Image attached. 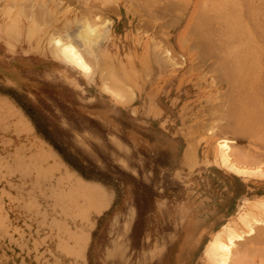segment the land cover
Wrapping results in <instances>:
<instances>
[{
  "label": "rangeland",
  "instance_id": "obj_1",
  "mask_svg": "<svg viewBox=\"0 0 264 264\" xmlns=\"http://www.w3.org/2000/svg\"><path fill=\"white\" fill-rule=\"evenodd\" d=\"M263 68L264 0H0V264H215L231 215L256 232L235 217L229 258L264 264Z\"/></svg>",
  "mask_w": 264,
  "mask_h": 264
},
{
  "label": "bare ground",
  "instance_id": "obj_2",
  "mask_svg": "<svg viewBox=\"0 0 264 264\" xmlns=\"http://www.w3.org/2000/svg\"><path fill=\"white\" fill-rule=\"evenodd\" d=\"M223 1V0H222ZM228 2V1H227ZM99 4V3H98ZM228 4V3H227ZM253 4V3H252ZM90 5V4H89ZM146 6V5H145ZM209 6V5H208ZM214 7V6H213ZM76 8V7H75ZM186 8V7H185ZM209 8V7H208ZM228 8V7H227ZM213 9V8H212ZM209 10V9H208ZM228 10H229V8H228ZM230 11V10H229ZM227 12V11H226ZM231 13L233 12V10L232 11H230ZM210 13V12H209ZM87 14V13H86ZM197 14V13H196ZM199 14H200V12H199ZM94 15V14H93ZM201 15H203V13H201ZM208 15H210V14H207V15H205V16H203V17H206V16H208ZM212 15V14H211ZM232 15V14H231ZM233 16V15H232ZM82 17V16H81ZM146 17V16H145ZM195 17V16H194ZM196 17H197V15H196ZM202 17V16H201ZM201 17H200V19H199V17L197 18L198 20H202L201 19ZM202 17V18H203ZM235 17V16H234ZM233 17V18H234ZM211 17H209V19H210ZM82 19V18H81ZM87 19V18H86ZM195 19V18H194ZM204 19V18H203ZM206 19H208V18H206ZM205 19V20H206ZM214 19V18H213ZM205 20H202V21H205ZM211 21H212V19H210ZM101 21V20H100ZM104 21V20H103ZM195 21H197V20H195ZM206 21H208V20H206ZM88 22H90V21H88ZM210 22V21H209ZM195 23V22H194ZM198 23H200V21L198 22ZM201 23H203V22H201ZM201 23L199 24V25H201ZM206 23H208V22H206ZM212 23H214L213 21H212ZM211 23V24H212ZM218 23V22H217ZM236 23V22H235ZM90 26H89V25ZM87 25H86V23L85 24H83L82 26L80 25L79 27H78V29L76 28V31L74 32V31H72V32H74V39L76 38V39H79V41H80V43H81V45H83L86 49H87V51H88V49L90 50V51H92V48H93V46L94 45H96V43H97V41L99 40V38L101 37V35L103 36V33H101V31L102 30H99V29H97V28H94L93 26H91V24L90 23H88ZM98 24V23H97ZM104 25V24H103ZM103 25L101 26L102 28H100V29H105V28H103ZM197 26H198V24H196ZM195 24H194V27L196 26ZM203 25V24H202ZM197 26H196V28H194L193 27V25L191 26V28L190 29H194L193 31H196L195 29H197ZM214 26V25H213ZM212 26V27H213ZM237 26V25H236ZM235 26V27H236ZM189 27V26H188ZM199 27V26H198ZM108 28V27H107ZM209 28H211V27H209ZM189 29V30H190ZM200 30H201V28H199ZM202 29H203V27H202ZM75 30V29H74ZM106 30V29H105ZM214 30V29H213ZM213 30L211 31L212 33H213ZM237 30H238V27H237V29H236V31L235 32H237ZM206 30H204V31H202L203 33H206L205 32ZM209 31V30H208ZM201 32V33H202ZM217 32V31H216ZM56 33V32H55ZM143 33V32H142ZM199 33H200V31H199ZM188 34V33H187ZM192 34V33H191ZM206 34H208V32L206 33ZM206 34H204L205 35V37H210V35L209 36H207ZM214 34V33H213ZM216 34V33H215ZM219 34V33H218ZM189 35V34H188ZM195 35L197 36V34L195 33ZM204 35H202L203 37H204ZM212 35V34H211ZM68 36V35H67ZM200 36V35H199ZM201 36V37H202ZM58 37V36H57ZM104 37V36H103ZM50 38H51V36H50ZM59 39H52L51 41L53 42V44H54V48H56V53L58 54V56H61L63 59H65L66 61H68V63L70 64V65H72L73 67H75L79 72H81V73H88L89 72V70H90V67H88V59L83 55V53L81 54L80 52H79V50L77 49V47L74 45V43H76V41L72 44V42H70L69 40L67 41V42H64L63 40H61V37H58ZM102 38V37H101ZM194 38V37H193ZM196 38V37H195ZM194 38V40H196L198 43H199V41L197 40L198 39V37H197V39H195ZM65 39V38H64ZM68 39V38H67ZM205 39V38H204ZM209 39V38H208ZM193 40V41H194ZM50 41V42H51ZM201 41V40H200ZM209 41V40H208ZM211 41H212V39H211ZM211 41H209L208 43H207V45L211 42ZM215 41V40H214ZM49 42V41H48ZM49 42V43H50ZM184 42V41H183ZM197 42H196V44H197ZM79 43V44H80ZM51 44V43H50ZM192 44V43H191ZM195 44V43H194ZM193 44V45H194ZM196 44L194 45L196 48H199V51H200V49H201V47L199 46V45H201V43H199L197 46H199V47H197L196 46ZM204 45H206V43H204ZM211 45V44H210ZM250 45V44H249ZM194 46H192L191 45V47L193 48ZM194 47V48H195ZM84 49V48H83ZM191 50V49H190ZM202 50V49H201ZM202 52H203V50H202ZM205 52V51H204ZM244 56H246V54L244 55ZM199 57V56H198ZM229 57V56H228ZM228 57H226V58H228ZM95 59H97V58H95ZM220 59V58H219ZM88 60V61H87ZM104 60V59H103ZM92 61V60H91ZM100 61V60H99ZM98 61V62H99ZM90 62V61H89ZM105 62V61H104ZM241 62V61H240ZM88 63V64H87ZM97 63V62H96ZM215 63V62H214ZM101 65H102V62L100 63ZM213 64V63H212ZM97 65H98V68L100 69V66H99V64L97 63ZM90 66V65H89ZM209 66V65H208ZM212 66V65H211ZM217 67V66H216ZM92 68H94V67H92ZM103 68V70H104V67H102L101 66V69ZM241 68H243V67H241ZM98 69V70H99ZM264 69V68H263ZM93 70V69H92ZM106 70V69H105ZM207 70V69H206ZM216 70V69H215ZM227 70V69H226ZM231 70H232V68H231ZM235 70V69H234ZM91 71V70H90ZM109 71V70H108ZM108 71L106 70V72L108 73ZM111 71V70H110ZM109 71V72H110ZM208 71V70H207ZM210 71V70H209ZM100 72H101V70H100ZM104 72V71H103ZM220 72V71H219ZM105 73V72H104ZM234 73V72H233ZM233 73H232V75H233ZM262 73V72H261ZM100 74V73H99ZM106 75V74H105ZM110 76V78H111V81L113 82L114 81V84L116 83L117 84V82H118V80H117V78L115 77V76H113V74H109ZM226 75V74H225ZM244 76V75H243ZM108 77V78H109ZM229 77L231 78V75H229ZM233 77V76H232ZM103 78V77H102ZM109 78V79H110ZM225 78H227V77H225ZM216 79V78H215ZM228 79V78H227ZM234 79V78H233ZM238 79V78H237ZM231 80H232V78H231ZM231 80L229 81V82H231ZM238 80H240L241 81V79H238ZM238 80H237V82H238ZM261 80V79H260ZM232 81H234V80H232ZM262 81V80H261ZM111 82V83H112ZM218 82V81H217ZM221 82H223V81H221ZM225 82V81H224ZM228 82V83H229ZM110 83V82H109ZM120 83V82H119ZM115 84V85H116ZM121 84V83H120ZM119 84V85H120ZM224 84H226V83H224ZM232 84V83H231ZM237 84V83H236ZM104 86L106 87V84H104ZM117 87H118V85H116ZM122 86V85H121ZM236 86V85H235ZM237 86H238V84H237ZM108 87V86H107ZM116 87V88H117ZM123 87H126V88H122L121 87V89L119 90L118 88V92L117 93H119V91H124V89H127V86L125 85L124 86V84H123ZM130 87V86H129ZM229 87H231V89H233L232 87L233 86H229ZM228 87V88H229ZM115 88V89H116ZM102 89H104L105 90V88L103 87ZM108 89H109V91H111L110 90V88L108 87V88H106V92H108ZM114 88H113V92L111 93L112 95L114 94V90H115ZM128 89H130V88H128ZM128 89L127 90H125V91H127L128 93H129V95H130V98L129 97H127L126 98V95H123L122 94V96H124L123 98H126L127 99V101L126 102H130L131 100H132V98H131V96H133V94H132V92H130V91H128ZM231 89L229 88L228 90L229 91H231ZM256 89V88H255ZM131 90H133V88H131ZM117 91V90H116ZM264 92V91H263ZM116 93V92H115ZM116 93V94H117ZM227 93V92H226ZM110 94V96L112 97V95ZM225 94V92L223 93V95ZM228 94H230V93H228ZM115 95V94H114ZM114 95H113V98H114ZM120 95H121V93H120ZM119 95V96H120ZM122 96H120V97H122ZM229 96V95H228ZM257 98V97H256ZM261 98V97H260ZM114 99H117V95H116V98H114ZM122 99V98H121ZM125 99V100H126ZM128 99L130 100V101H128ZM125 102V103H126ZM124 103V102H123ZM240 106V105H239ZM258 107V106H257ZM256 109V108H255ZM246 113V112H245ZM244 117H246V116H244ZM249 117V116H248ZM250 118V117H249ZM247 120V119H246ZM232 121V120H231ZM249 121V120H248ZM257 121V120H256ZM249 123V122H248ZM203 125V124H202ZM236 126H238L237 124H235ZM251 125H253V124H251ZM219 126V125H218ZM249 126V125H248ZM239 127V126H238ZM237 127V128H238ZM234 128V127H233ZM253 128V127H252ZM198 129H199V127H198ZM229 129V128H228ZM234 129H236V128H234ZM204 130V129H203ZM240 131V130H239ZM256 131V130H255ZM222 132V131H221ZM220 132V133H221ZM240 132H242V131H240ZM260 132V131H259ZM218 133V132H217ZM228 133V132H227ZM261 133V132H260ZM222 134V133H221ZM256 135H257V132L255 133ZM255 134H253L252 136L250 135V137H249V142L250 143H253L252 142V138H254V135ZM259 134V133H258ZM211 135V134H210ZM258 136V135H257ZM256 136V137H257ZM259 138V137H258ZM248 139V138H247ZM254 139H256V138H254ZM260 139V138H259ZM255 142V141H254ZM253 145V144H252ZM220 146V150H221V155H220V163L222 164V165H224V168H225V166H227V162L229 161V155H231L232 153H233V151H231V152H229L230 151V148L225 144V143H222V144H220L219 145ZM233 149V148H232ZM250 149V148H249ZM239 150V149H238ZM237 150V151H238ZM260 150V149H259ZM237 151H236V153H237ZM190 152V151H189ZM234 152H235V150H234ZM239 152H240V150H239ZM254 152V151H253ZM252 152V153H253ZM187 153V152H186ZM185 153V160L187 159L188 160V155ZM229 153H231V154H229ZM236 153H233L231 156H233L232 158H233V162H235L236 164H237V161H241L240 163H242L241 165H243V164H245V162H246V160L247 159H249V158H247L246 156H244L245 155V153L243 154V155H238L239 156V158H238V156L235 158V154ZM190 154H192V153H190ZM240 156H241V158H240ZM242 156H243V158L245 157V160L242 158ZM249 156V155H248ZM191 157V156H190ZM193 157V156H192ZM251 157V156H250ZM234 158L235 159H237V160H235L234 161ZM244 160V162H243V160ZM255 159V158H254ZM263 159V158H262ZM250 160V159H249ZM258 161H259V159H258ZM251 162V160L249 161V163ZM255 162V161H254ZM263 162V161H262ZM239 163V162H238ZM248 162H247V164H245V165H249V166H251V164H249ZM251 163H253V162H251ZM258 163V162H257ZM256 163V164H257ZM256 164H254L253 163V165H256ZM228 167V166H227ZM229 169H231V171L232 172H235V170H234V167L232 166V167H228ZM239 170H241V169H239ZM245 170V169H244ZM248 171V170H247ZM257 171V170H256ZM237 172V171H236ZM252 172V171H251ZM257 174V173H256ZM263 202V201H262ZM264 204V203H263ZM262 205V204H261ZM248 215V214H247ZM232 215L231 216H229V217H226V219L225 220H222V221H220V222H218L217 224H216V226H221V227H219V228H217L216 229V233H215V235H214V239L212 240V242L210 243V244H205V245H202V248H201V254H212L213 253V256H216L215 258H217L216 259V262H213V263H215V264H228V263H231V264H237V262L238 261H240L241 262V259L239 258V260L238 259H236V260H238V261H235V259L234 258H236L237 256L239 257H241V255H243L244 254V252L241 254V255H235V248H234V250H232V248H233V246H230V243L232 242V240L234 239V238H238L239 236L237 235L238 233L236 232V231H234L233 229L235 228V226L237 225V224H235V222H234V218L236 217V215L234 216V218L232 219ZM236 218H241V220L239 219L238 221L239 222H242V223H244L243 225H245V223H248L249 221L248 220H245V219H243L242 217H239V215L236 217ZM247 218V217H246ZM232 219V220H231ZM249 219V218H248ZM229 221L228 223H227V221ZM251 221V220H250ZM247 227L248 226H250L249 225V223L246 225ZM244 227V226H243ZM251 227V226H250ZM249 228V227H248ZM252 228V227H251ZM255 228V227H254ZM251 230H253V229H251ZM250 230V228H249V232L251 231ZM256 229H254L253 231H255ZM259 229H257V231H258ZM256 232V231H255ZM260 232H261V230H260ZM263 232V231H262ZM239 233H241L240 231H239ZM247 233H248V231H247ZM259 233V232H258ZM262 234H264V233H262ZM223 235H226V237H224ZM238 236V237H237ZM257 236V235H256ZM226 238V239H225ZM225 239V240H224ZM131 248H129L128 250H130ZM242 248H240L239 250H241ZM243 249L244 250H246V248L245 247H243ZM248 249V248H247ZM251 250H252V248H250ZM134 250V249H133ZM234 251V253L232 252V251ZM236 251H237V249H236ZM233 253L234 254V256H236V257H234L233 259H232V261H234L233 263H232V261L230 262V258H229V256H230V253ZM124 253L125 252H123V254L121 255V256H123L124 255ZM146 253V252H145ZM231 253V254H232ZM247 253V252H246ZM126 254V253H125ZM232 254V255H233ZM237 254V253H236ZM118 255H119V253H114L113 254V256H117V258H118ZM231 255V256H232ZM187 256H188V254H187ZM193 256V255H192ZM177 257H178V250H174V249H172L171 250V252H170V255L169 256H167V257H164V258H161V260H160V262H164L165 260H169L170 261V259H172V261H175L176 259H177ZM237 257V258H238ZM214 258V259H215ZM243 258V257H242ZM205 259V258H204ZM207 259H209V257L207 258ZM213 259V260H214ZM120 260H121V258H120ZM210 260V259H209ZM128 261H130V260H128ZM229 261V262H228ZM208 264H210L211 262L209 261V262H207ZM241 263H244L243 262V259H242V262ZM240 263V264H241ZM132 264H133V262H132Z\"/></svg>",
  "mask_w": 264,
  "mask_h": 264
}]
</instances>
